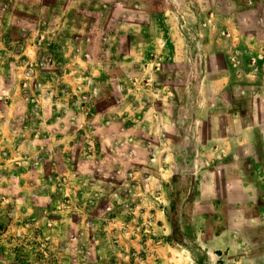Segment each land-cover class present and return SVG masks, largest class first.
<instances>
[{
  "label": "crops",
  "instance_id": "obj_1",
  "mask_svg": "<svg viewBox=\"0 0 264 264\" xmlns=\"http://www.w3.org/2000/svg\"><path fill=\"white\" fill-rule=\"evenodd\" d=\"M20 3L32 14L34 7ZM6 11L0 52L13 54L0 56V96L8 97L0 104V209L28 208L41 217L36 209L53 205L67 177L68 192H79L72 180L81 174L71 150L84 136L81 128L106 127L115 107L150 108L158 126L176 124L179 130L171 136V152L151 155L159 168L135 166L133 176L142 185L149 177L151 188H158L164 170L171 179L177 173L183 178L180 186L165 188L164 206L154 199L156 212L170 216L177 208L184 232L192 233L208 264H264V0H167L163 10L150 7V26L138 29L143 34L149 28L150 36L133 41L121 59L122 73L112 77L120 90L116 98L97 90L109 67L77 54L72 29L58 32L71 36L58 48L61 54L48 56L36 31L24 27L15 34L18 11L0 2L1 16ZM45 11H38L39 23ZM166 31L181 83L167 65L160 69ZM79 87L93 90L85 95L87 115L77 108ZM130 118L118 117L122 126L141 127L136 116L126 122ZM141 132L129 141L143 143ZM108 134L96 135L99 145L108 144L96 161L113 165L115 138L108 141ZM3 218L5 225L15 222L11 215Z\"/></svg>",
  "mask_w": 264,
  "mask_h": 264
},
{
  "label": "rangeland",
  "instance_id": "obj_2",
  "mask_svg": "<svg viewBox=\"0 0 264 264\" xmlns=\"http://www.w3.org/2000/svg\"><path fill=\"white\" fill-rule=\"evenodd\" d=\"M21 1L34 7L29 9L32 14H26ZM0 2H4L6 10L15 8L18 11L14 22L15 34L20 33L24 27L36 31L34 35L45 46L42 50L48 56L61 54V49L58 48L71 36L69 32H58L72 29V36L77 34V39L73 38L77 54L105 60L109 67V76L97 83V90L105 89L116 98L120 90L113 84L112 77L122 73L121 59L134 40L140 36H150L149 28L146 32L142 28L143 34L138 33L141 25L150 26L146 11L150 7L163 10L167 0ZM42 6H46L47 11L44 20L39 23L38 11H42ZM6 14L7 11L2 16L0 13V22L5 20ZM39 24L43 27L40 30ZM170 41L166 31L159 49L162 61L160 69L167 65L174 82L181 83L179 70L171 64L173 49L169 47ZM9 54L13 52H0V56ZM144 55L145 53L142 56ZM148 68L149 65L142 66L141 70L146 71ZM134 71L131 66L130 72ZM82 79L90 78L83 75ZM79 82L82 84L83 80ZM81 87L74 89L76 94H80L76 104L87 115L85 109L89 105L85 95L87 91L93 90L90 87L81 91ZM142 87L146 89L145 85ZM7 98L0 96V104L3 105ZM125 113L131 116L126 122L133 123L132 117L136 116L137 123H142L141 127L122 126V120L118 117H123ZM138 113L143 114V120ZM155 114L150 108L135 110L131 107L123 112L121 108L115 107L106 127H82L84 136L71 150L77 157L81 174L72 180H76L79 192L69 193V178L62 179L60 184L63 188L56 193L53 205L36 209L37 215L41 216L38 218L33 217L35 212L29 213L28 208H14L12 212H5L1 208L0 218L5 219V214L11 215L15 222L9 225H5L4 220L0 222V264H208L207 255L193 241L192 233L184 232L181 223L183 216L178 209L175 208L168 216L163 212L158 214L153 206L154 199L162 206L166 204L165 188L171 187L170 184L180 186L182 175L177 173L171 179L164 174V170L163 174L159 173L161 178L158 188L155 185L151 188L149 177L142 179V185L133 176L135 166L144 167L148 172L159 168L160 163L152 160L151 155L172 151L171 136H175L179 128L176 124L173 127H166L164 123L158 126L157 119L153 120ZM162 128L168 132L166 135L161 131ZM140 131L144 137L143 143L129 141L130 137ZM106 132L109 133L108 141L115 138V144L111 148L113 165L96 161L99 159L98 151L108 145H99L96 135H105ZM160 138L170 140L167 144V141L161 142ZM103 139L101 136V141ZM174 148L177 149V145ZM176 194L177 190L174 196H178Z\"/></svg>",
  "mask_w": 264,
  "mask_h": 264
},
{
  "label": "trees",
  "instance_id": "obj_3",
  "mask_svg": "<svg viewBox=\"0 0 264 264\" xmlns=\"http://www.w3.org/2000/svg\"><path fill=\"white\" fill-rule=\"evenodd\" d=\"M174 206V205H173ZM174 208V207H173Z\"/></svg>",
  "mask_w": 264,
  "mask_h": 264
}]
</instances>
